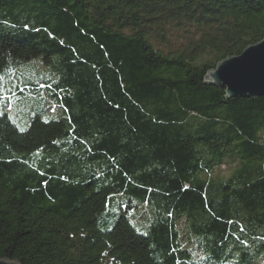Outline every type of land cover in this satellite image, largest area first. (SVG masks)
Segmentation results:
<instances>
[{
    "label": "trees",
    "instance_id": "obj_1",
    "mask_svg": "<svg viewBox=\"0 0 264 264\" xmlns=\"http://www.w3.org/2000/svg\"><path fill=\"white\" fill-rule=\"evenodd\" d=\"M263 37L264 0H0V259L264 264V95L205 82Z\"/></svg>",
    "mask_w": 264,
    "mask_h": 264
},
{
    "label": "water",
    "instance_id": "obj_2",
    "mask_svg": "<svg viewBox=\"0 0 264 264\" xmlns=\"http://www.w3.org/2000/svg\"><path fill=\"white\" fill-rule=\"evenodd\" d=\"M206 84L224 88L227 98H254L264 95V37L246 46L238 55L226 57L206 74ZM0 264H21L0 259Z\"/></svg>",
    "mask_w": 264,
    "mask_h": 264
},
{
    "label": "rangeland",
    "instance_id": "obj_3",
    "mask_svg": "<svg viewBox=\"0 0 264 264\" xmlns=\"http://www.w3.org/2000/svg\"><path fill=\"white\" fill-rule=\"evenodd\" d=\"M32 65V66H31ZM30 66H31V68H33V69H37V71L39 70V69H41V68H39L38 66H36V64H31ZM39 68V69H38ZM16 71H18V70H11V75H10V77L7 79V78H5L4 76L3 77H1L0 79V92L1 93H4L5 95H6V93H8V90H9V88L10 89H12V90H15V87H16V85L18 84V86H22V85H19V79L17 78V73H16ZM24 71H26L24 68H22V70H20V72H24ZM42 71V69L40 70V72ZM23 74V73H22ZM18 77H20V76H18ZM15 92V91H14ZM10 94L11 95H13L12 94V92H10ZM18 94H15V96H17ZM18 102H20L19 100H17V99H15V97H11V102H10V104H8L7 103V105H6V107H7V110L8 111H14L13 109H14V105H15V103H18ZM222 170L221 171H223L224 170V166H222V168H221ZM222 174H223V172H222ZM143 218H140V221L142 220Z\"/></svg>",
    "mask_w": 264,
    "mask_h": 264
}]
</instances>
